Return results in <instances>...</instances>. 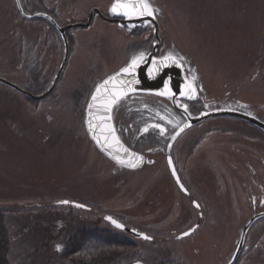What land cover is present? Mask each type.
Wrapping results in <instances>:
<instances>
[{
    "label": "rangeland",
    "instance_id": "1",
    "mask_svg": "<svg viewBox=\"0 0 264 264\" xmlns=\"http://www.w3.org/2000/svg\"><path fill=\"white\" fill-rule=\"evenodd\" d=\"M22 2L27 11L51 13L60 24H82L93 9L106 11L112 0ZM156 3L165 13L160 35L200 64L216 91L212 97L229 89L235 107L237 100L253 109L264 105V0ZM92 23L70 31L71 54L54 95L48 91L34 101L0 84V208L8 211L2 222L12 244L11 264H87L64 256L66 243L85 229L107 230L136 246L117 264H227L255 212L254 200L259 207L264 197L263 135L235 119L211 122L203 134L208 139L175 154L184 183L205 205L206 219L193 237L171 241L196 225L197 212L174 186L165 163L138 173L114 172L87 138L84 107L74 108L78 87L93 88L144 48L142 40H132L99 16ZM56 32L44 20L20 16L15 0H0V77L30 85L42 49L43 70L37 69L42 77L34 78L45 88L53 86L64 55ZM35 88L31 94L43 96ZM65 199L99 213L60 204ZM102 214L162 241L133 240ZM245 246L238 264H264V220L252 227Z\"/></svg>",
    "mask_w": 264,
    "mask_h": 264
},
{
    "label": "water",
    "instance_id": "2",
    "mask_svg": "<svg viewBox=\"0 0 264 264\" xmlns=\"http://www.w3.org/2000/svg\"><path fill=\"white\" fill-rule=\"evenodd\" d=\"M16 5L18 8V11L20 12L21 16H23L26 19L32 20V19H46L48 20L52 25L56 27L58 32L61 35L62 40L65 43V49H66V55L63 64L61 65V68L59 70V73L57 76H55V80L52 86V89L50 92L53 91V88L56 87V84L58 83V80L64 71L65 65L68 61V55H69V41L67 32L70 29H75V28H88L89 26L92 25L93 22V16L94 12L100 13L99 10H94L91 12V16L89 20L86 23H77V24H70L65 27H61L58 25L57 21L49 14L47 13H36L33 15H28L23 6L21 0H15ZM114 3V0H113ZM112 3V4H113ZM146 3L150 6L152 10V15H137L133 16L132 18H127L123 15H117L114 14L110 11V16L112 19H110L111 22H117L121 23L127 26L135 27V26H140L141 24L144 25H153L154 27V34L156 38L158 39L157 41L161 40L160 34H159V23L157 19V16L161 13L160 9L152 2V0H146ZM111 8V7H110ZM101 14V13H100ZM114 18V19H113ZM116 18V19H115ZM160 42V41H159ZM157 48L158 46L156 45L154 47V51L152 53H148L145 51L136 53L131 56L130 60L125 64L122 68H120L118 71L115 73L107 76L106 78L99 80L85 107V116L84 122H85V128L86 132L88 134L89 140L94 144L96 147L97 151L108 161L112 162L114 164L115 170L120 171V172H131V173H136L141 170H143L144 166L150 165L151 161L148 160L146 155L136 151L134 148L129 147L123 137L121 131L118 129L115 118H116V113L118 109L120 108L121 104L128 98L137 95V94H149V95H155V96H160L164 98H170L172 97V103L174 102L173 100L176 99L177 97H180L179 91L182 90H187L186 85L188 83L186 82V77L182 71V66L180 64V60L184 57L182 53L179 51H169L167 54H165L162 57H157ZM141 54H143V58L139 60L138 65L135 69V72L133 74H126L122 73L121 69L126 67L128 64L131 63L132 59L134 57H140ZM166 57H171V59H165ZM119 73V75H117ZM116 76L115 81H111L108 85H105L104 88H101V91L99 94H97V87L102 85L104 81L108 80L110 77ZM0 84L4 85L8 88H11V90H14L20 94H24L28 96L29 98L33 100H42L48 94L37 97L31 94L30 92L26 91L25 89H22L19 85H17L15 82L4 78L0 77ZM114 91H123L125 95L122 96V98L119 100V102L115 105H112L111 111L106 112L105 111V104L109 100L111 94ZM166 93L165 95H159V93ZM171 93L172 95L169 96L167 93ZM97 95V101L94 103L92 101V96ZM93 104V107L90 109L89 105ZM246 108H232V109H222L221 110H216L212 112H204L200 116H189L188 113H185V115L188 118V123H186L183 126H180L178 130L173 133V135L170 137L171 142L168 147L167 151V161L170 173L172 178L174 179V182L176 183L177 188L180 190V192L183 193V195H189V192L184 186L185 184L183 183L181 177L179 176V173L176 169V166L174 164V160L172 158V147L174 142L184 133L187 131L189 128L195 126L196 124L205 121L210 118L214 117H219V116H225V117H232L235 119L243 120L249 124H252L253 126H256L260 130L264 131V122L259 120V117L253 112L252 110H245ZM153 113V114H151ZM149 116H145L144 121H146V124L144 126V135H159L163 132H167L168 127H164V124L166 123L165 116L163 115V112L160 111H151L149 113ZM173 122L171 121L170 124L175 123L176 117L172 116ZM149 121V122H148ZM148 122V123H147ZM170 122V121H169ZM91 123V127H90ZM109 126L111 129L114 131L109 130ZM175 127V126H172ZM161 129H163V132H161ZM94 136L96 137L94 139ZM116 138L119 140V144L116 143ZM124 149H127V152L124 151ZM67 202V203H65ZM61 204L63 205H71L76 208H81L83 210H90L85 205H82L80 203L76 202H69L68 200L61 201ZM194 206L197 209H200V206L198 202H193ZM79 205V207H77ZM106 217H111V216H106ZM105 221L109 222L114 228L124 231L129 233L133 238L135 237L136 239H141V240H147V241H153L152 237L148 236L146 233H143L138 230H134L132 228H129L125 226L123 223L119 222L118 220L114 219L112 217V220H115L117 223L121 224L123 228H117L115 227L114 224L110 222V220L106 219ZM264 219V212L261 213H256L254 216H252L246 224H244L243 228L240 230V234L237 242H236V250L234 254L230 256V260L227 264H237L240 255L242 254L244 250V245L246 244V240L248 237V234L250 232V229L252 226L258 222L259 220ZM200 224L198 223L196 227L194 226L192 229L189 231L183 233L182 235L179 236V239L189 237L192 235L197 229ZM147 236L149 239H144V237ZM132 264H147L143 261H135Z\"/></svg>",
    "mask_w": 264,
    "mask_h": 264
},
{
    "label": "flooded vegetation",
    "instance_id": "3",
    "mask_svg": "<svg viewBox=\"0 0 264 264\" xmlns=\"http://www.w3.org/2000/svg\"><path fill=\"white\" fill-rule=\"evenodd\" d=\"M96 10H99V9H96ZM99 11L101 13V10H99ZM100 13L95 11L94 16H93V20L95 19V16H99L103 21H105L107 23L114 24L115 27L119 31L126 32L127 36L129 38H131L132 40H134V41L142 40L141 42L144 43L142 45L144 47L143 49H141L142 51L144 50L145 52L152 53V51H154V47L157 45L158 48L156 50L157 51L156 56L159 58L164 56L165 54H167V52H169L170 50L176 51L174 44L172 42L168 43V42L164 41L165 39L163 36L160 35L161 40H159L160 42L157 41L158 39L156 38V36L154 34L153 25L141 24L140 26L131 27V26L125 25L124 22H123V24L117 23V22H111L110 21L111 17H110V7L109 6H108L106 11H102V13L101 14ZM49 15H51V13H49ZM90 16L91 15H89V17ZM89 17H88V19H89ZM163 19L165 20L164 12H162V14H159L157 16V19H156V20H158V23H159V34L162 31ZM56 20L58 21V19H56ZM47 23L49 25H51L49 22H47ZM60 25H62L64 27L67 26V24H62V23ZM51 27L55 29V27L53 25H51ZM70 31L71 30H69L67 32V34H65V35H67L68 41H69V52H70V48L72 45V41H71L72 35H70L71 34ZM56 33L59 36L58 31ZM56 43H57V41H56ZM61 43L64 47V55H63V60L61 63V64H63L64 59H65V55H66V49H65V43L62 40H61ZM37 44H40V43L37 42ZM56 45L57 44L52 45V52L54 51V49H55V51H57ZM38 52H41V53L39 55H37V62L38 63L37 62L35 63L36 67H35V72H34L35 76L34 77H36V73L38 74V76L39 75L41 76L40 72L37 71V69H39L41 67L39 62H40V56L43 53V50L40 49ZM70 54H71V52L69 53V55ZM69 58H70V56L68 57V60H69ZM180 61H181L180 64L182 66V71L186 77V80H187L186 82L188 83V85H186L187 90L179 91L180 97H177L176 99H174L173 103L171 100V99H173L172 97L164 98V97L149 95V94H137V95H134V96L126 99L121 104L120 108L118 109V111L116 113L115 122H116L118 129L122 133V137H123L125 143L129 147L134 148L136 151L146 155L148 160L151 161V164L150 165L146 164L142 171H145V169L151 168L153 166H157V164H159L162 161L165 163V166L167 167L168 171H170L169 166H167L168 165L167 151H168V147H169L168 144H170V142H171L170 137L173 135V133H175L180 126H183L186 123H188V118L185 115V113H188L189 116H200L204 112H212V111H216V110L222 111V109L235 108V106H234L235 105L234 104L235 95L231 93V90L226 89V91L223 92L225 95L221 94L217 97H212V94L217 95L216 91H213L215 89L212 88V83L205 80V78L203 76V72H202V70H200L201 69L200 64L195 62L194 59L191 58L190 56H187V54H184V57ZM50 65L52 67V64H50ZM45 67L47 68L48 66H45ZM58 67L59 68L56 71L55 76L58 75L59 70L61 68V65ZM40 70L42 72L43 68H40ZM55 76H54L53 80H55V78H56ZM34 77L31 81V84L27 85V86L23 85L22 89H25L26 91H28L30 93H33L32 88L36 87L35 89L37 91H39L38 93L40 95H44L46 93L48 94V91L51 90L50 87H52V86L45 88L43 86V80H41L39 77H37L38 79H35ZM51 85H53V84H51ZM37 87H39L40 90H38ZM80 87H78L77 90L83 92V88L85 87L84 84H82ZM87 87H88V92H87V95L85 96L86 99L84 100V102H82V105H80L78 103L76 106H74L75 109H78L79 107L83 106L84 111H85L86 102H87V100H88V98L92 92V88L88 85H87ZM55 90H53V92L49 95L50 96L54 95ZM181 93H184V94L181 95ZM189 97H191V98H189ZM236 105L240 106V107H236V108H243L244 107V108H246L245 110H252L259 117V120L264 122V105H259V107H256L257 109H253L250 104H248V105L244 104L240 100H237ZM152 110L157 111V112L158 111L163 112V115L165 116L164 118L166 120V123L164 124V127H168V130H167V132H163L161 134V136L154 135V134H150V135L149 134L148 135L143 134L144 126L146 124V121H144V118H145V116H149L150 115L149 113ZM84 111H83V117H84ZM151 114H153V113H151ZM172 116H175L177 119H176L175 123L170 124L171 121L173 122ZM226 119H235V118L219 116V117H214V118H210V119H207L205 121H202V122L196 124L195 126L189 128L184 133H182V136L179 137L174 142V144H172L173 147H172V154L171 155H173L174 164L176 166L178 173L180 174L179 176H181L183 180H184V178H183L184 172H183V170H181L180 163L178 161V158L176 157V155L179 153V150L186 149L189 144H192L193 141H195L194 143L197 145L198 143L202 142V140H204L206 138L208 139L209 136H204L203 134L208 133L210 131L209 129H205L209 125V123H211V122L213 123L216 121H223ZM83 120H84V118H83ZM235 120L248 124L249 127L253 128V130H257L259 133H261L263 135V139H264V131L263 130H260L256 126H253L252 124H249L243 120H239V119H235ZM84 124L85 123L83 121V125ZM172 126H175V127H172ZM194 136H196V137H194ZM187 190L189 192V195L184 194L183 197L186 200H188L191 204H193V202H195V201L198 202V200H197L198 197L196 196V193H194L192 188L187 187ZM253 203H254V211L255 212L259 213V212L263 211L264 197L260 201L259 207L257 205L256 200H254ZM199 204H200L199 205L200 209L199 210L196 209V212H197L196 223H203L204 220L206 219L205 205L201 202Z\"/></svg>",
    "mask_w": 264,
    "mask_h": 264
},
{
    "label": "trees",
    "instance_id": "4",
    "mask_svg": "<svg viewBox=\"0 0 264 264\" xmlns=\"http://www.w3.org/2000/svg\"><path fill=\"white\" fill-rule=\"evenodd\" d=\"M87 92V86L83 88V92L79 90L76 91L75 97L80 105H82V101L87 95ZM7 213V210L0 208V264H11L10 256L12 244L9 236L5 232L4 223L2 222V219L3 221L5 220ZM111 233L110 231H101L100 229H85L81 232H77V234L66 243L64 256L72 260L80 259L87 264H117L116 261H118L121 256L129 254L136 246L126 241L125 238H120ZM105 254L109 256H104Z\"/></svg>",
    "mask_w": 264,
    "mask_h": 264
},
{
    "label": "snow or ice",
    "instance_id": "5",
    "mask_svg": "<svg viewBox=\"0 0 264 264\" xmlns=\"http://www.w3.org/2000/svg\"><path fill=\"white\" fill-rule=\"evenodd\" d=\"M110 11L114 14L123 15L127 18H132L133 16H137V15L143 16V15L153 14L150 6L146 3V0H114V3L111 5ZM142 58H143V54H141L140 57H134L130 64H128L123 69H121V72L126 73V74H133L135 72V69L138 65L139 60ZM165 59L166 60L171 59V57H166ZM117 75H119V73ZM115 80H116V76H113V77H110L108 80L104 81L102 85L97 87V90H96L97 94L100 93L101 88H104L105 85H108L111 81H115ZM165 94L166 93H163V92L159 93V95H165ZM167 94L169 96L172 95L170 92ZM183 94L184 93H181V95ZM123 95H125L123 91H114L111 94L109 100L105 104V111L106 112L111 111L112 105L117 104ZM92 101L94 103L97 101V95L92 96ZM92 107H93V104H90L89 108L91 109ZM90 127H91V123H90ZM109 130L114 131L113 129L110 128V126H109ZM161 132H163V129H161ZM95 138L96 137L94 136V139ZM116 143L119 144L118 138H116ZM124 151L127 152V149H124ZM77 207H79V205H77ZM106 219L110 220V222L114 224L115 227L123 228L121 224L117 223L115 220H112L111 217H106ZM185 235H187V233H185ZM144 239H149V237L145 236Z\"/></svg>",
    "mask_w": 264,
    "mask_h": 264
}]
</instances>
